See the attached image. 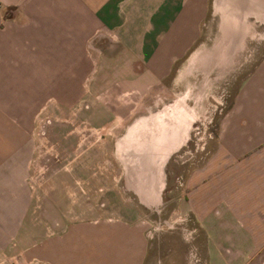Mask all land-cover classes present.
Returning <instances> with one entry per match:
<instances>
[{
    "label": "crops",
    "instance_id": "crops-1",
    "mask_svg": "<svg viewBox=\"0 0 264 264\" xmlns=\"http://www.w3.org/2000/svg\"><path fill=\"white\" fill-rule=\"evenodd\" d=\"M214 3L0 0V254L41 264H143L147 238L136 218L78 220L60 232L32 221L33 118L51 97L126 109L176 67L177 76L185 74L199 58L201 26ZM219 139L225 157L190 196L208 235L209 262L264 264V57L241 82Z\"/></svg>",
    "mask_w": 264,
    "mask_h": 264
},
{
    "label": "rangeland",
    "instance_id": "rangeland-1",
    "mask_svg": "<svg viewBox=\"0 0 264 264\" xmlns=\"http://www.w3.org/2000/svg\"><path fill=\"white\" fill-rule=\"evenodd\" d=\"M218 5L202 23L197 61L185 74L177 76L176 67L162 84L138 93L129 108L52 97L41 104L27 176L32 221L60 232L78 220L136 218L147 238L143 264H213L190 196L225 157L218 149L221 122L264 57V0ZM218 45L232 53L230 62L216 66L210 57ZM0 264L41 263L5 251Z\"/></svg>",
    "mask_w": 264,
    "mask_h": 264
},
{
    "label": "bare ground",
    "instance_id": "bare-ground-1",
    "mask_svg": "<svg viewBox=\"0 0 264 264\" xmlns=\"http://www.w3.org/2000/svg\"><path fill=\"white\" fill-rule=\"evenodd\" d=\"M219 0H215L214 6L215 8H219ZM251 13H253L254 11H250ZM232 47L230 46H222V45H218L215 46L213 51H212V56L210 57V60L212 62V64L215 63L216 66H218L219 64H224L228 59L229 56L232 53ZM230 62V59H229Z\"/></svg>",
    "mask_w": 264,
    "mask_h": 264
},
{
    "label": "built area",
    "instance_id": "built-area-1",
    "mask_svg": "<svg viewBox=\"0 0 264 264\" xmlns=\"http://www.w3.org/2000/svg\"><path fill=\"white\" fill-rule=\"evenodd\" d=\"M2 254V253H1Z\"/></svg>",
    "mask_w": 264,
    "mask_h": 264
}]
</instances>
